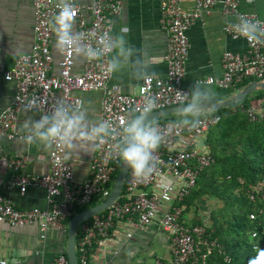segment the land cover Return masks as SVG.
I'll return each mask as SVG.
<instances>
[{
    "label": "built area",
    "instance_id": "2783aa9c",
    "mask_svg": "<svg viewBox=\"0 0 264 264\" xmlns=\"http://www.w3.org/2000/svg\"><path fill=\"white\" fill-rule=\"evenodd\" d=\"M252 3L253 0H245ZM159 12V27L166 37L165 73L163 76L140 79L136 90L122 92L112 83L107 70L110 54L100 60L85 57L79 70L74 68L71 51L58 48L56 72H51L53 51L51 43L54 31L50 21L59 13L58 1L31 0L32 41L29 50L18 54L12 66L1 73L2 79L13 83L10 102L0 110V137H14V122L19 110L25 111L31 100L36 101L39 119L51 114L58 103L75 107L81 101L75 91H98L100 94L99 121L111 124L114 135L103 143L95 142L93 154L88 161L86 177L82 181L73 178L71 164L66 160L62 147L48 148V171L44 174H22L24 162L21 155L4 156L5 166L14 171L11 183L23 192L28 185L40 186L45 191V207L23 209L16 207L8 197L0 194V223L9 226L34 224L38 240L45 241L48 231L63 232L68 220L77 209L93 200L100 202L109 193L122 161L118 159V144L123 121L138 115L146 100L155 98L153 111L173 105L184 104V61L188 39L186 30L202 12L208 13L218 4L224 15L234 16L225 22L223 32L229 39H241L242 50L225 49L220 55L221 71L218 76L207 75L200 82L214 85L219 90L233 95L251 81H264V44H250L239 37L232 28L238 17L264 22L253 12L238 8V0H194L193 10L181 11L179 0H156ZM74 3L76 15L73 31L83 35V43L98 47V37L111 33L112 17L120 12V0H90L86 4ZM87 15V19L85 16ZM95 33V36L91 35ZM240 111L245 119L254 124L264 123V94L254 103L232 108ZM201 123L195 129L176 127V119L160 117L148 120L158 127L164 137L155 152L156 170L146 181H138L127 169L119 194L101 212L80 221L74 230V253L77 264H88L93 246L103 245L112 227L118 223L129 225L124 233L130 239L132 231L155 225L168 239V256L155 257L151 264H217L212 260L216 252L223 264L230 257L223 253L219 243L212 237L210 226L202 222H188L184 217L183 201L196 189L198 179L213 163L210 150L203 141L210 127L220 121V115L204 110ZM115 173V174H114ZM248 202L254 204L246 217L255 221L264 213L257 203L264 202V178L256 180L245 193ZM97 202V203H98ZM96 203V204H97ZM95 205V204H94ZM90 207V206H89ZM247 243L253 252L264 249V234L255 228L246 231ZM40 264H68L65 253H56L48 262ZM101 264H110L103 261Z\"/></svg>",
    "mask_w": 264,
    "mask_h": 264
},
{
    "label": "crops",
    "instance_id": "0c3cea01",
    "mask_svg": "<svg viewBox=\"0 0 264 264\" xmlns=\"http://www.w3.org/2000/svg\"><path fill=\"white\" fill-rule=\"evenodd\" d=\"M58 1V0H55ZM75 3L86 4L90 0H73ZM121 8L118 15L112 17L111 36L121 34V30L126 33V40L136 51L132 57L133 62L137 59L141 65L147 66L149 73H155L161 77L165 73V63L163 55L165 53L166 37L164 31L159 27V12L156 0H120ZM194 0H179L181 11L190 12L193 10ZM238 8L243 11L253 12L258 17L264 19V0H253L248 3L245 0H238ZM87 19V15H84ZM234 20V16L224 15L220 11V6L215 4L208 13L202 12L195 18L186 30L188 39L187 54L184 61L183 86L191 91L194 82L201 81L207 75L218 76L221 71L220 55L227 50H242L244 43L241 39H229L223 32L225 22ZM32 7L31 0H0V110L5 107L12 97L14 87L11 81H5L1 77L3 70L10 68L15 57L29 50L32 41ZM56 34L51 43L53 53V64L51 72H56L57 47ZM111 58V54H110ZM83 56H74V68L79 70ZM141 65H136L140 67ZM112 83L118 85L122 92H130L137 89L140 79L132 75V68H126L121 72L111 73ZM215 94L213 102L224 100L220 90L214 85L203 83ZM74 94L83 101V106L87 109L88 118L99 121L100 94L98 91H75ZM264 94V87L255 88L246 94L247 103H254ZM229 96L227 95L226 98ZM231 112V113H230ZM221 118L218 125L208 130L203 141L206 148L213 151V164L201 176L202 180L209 178V174L215 161H222L226 158L225 153L214 149L218 140V128H224L227 132L243 131L254 137V131H258V136L264 138V123L252 125L249 128L245 125L243 130L240 127V111L230 110ZM178 114L180 112H177ZM32 118L39 120L36 111L19 110L16 113L14 122V137L5 139L0 137V194L8 197L18 208L42 209L45 207V191L40 186L28 185L23 192L18 186L11 183L13 170L7 168L1 159L2 157L21 155L24 162L19 169L22 174H44L48 171L47 152L48 148L40 144H26L23 138L26 135L21 127L23 122ZM247 121V120H246ZM252 129V130H251ZM250 131V133H249ZM253 135V136H252ZM254 138V139H255ZM255 139V140H256ZM260 148L264 145L258 143ZM257 148V147H256ZM259 150V149H258ZM66 160L71 164L73 178L82 181L86 177L87 164L90 160L93 149L68 150L63 148ZM263 151V150H262ZM257 154L258 152H254ZM238 184V183H237ZM237 187H241L238 184ZM214 198L206 196L204 192H199L190 200L189 212L184 211V217L188 222H202L212 227L214 224H222L223 220L219 213L229 209L236 212L237 206L229 207L228 203H222L223 208L212 202ZM211 201V202H208ZM219 203V201H218ZM220 204V203H219ZM225 205V206H224ZM197 208V210H195ZM239 210V209H238ZM218 213V214H217ZM264 219V217H263ZM126 223H116L109 231L106 242L101 246H93L89 253L88 264H101L106 261L110 264H151L155 257H167L168 239L162 232L155 228V225L144 227L139 231H132L130 239L124 233L129 231ZM264 234V224L261 228ZM66 246V229L63 232L48 231L45 241L38 240L37 227L34 224L23 226H9L0 223V264H40L48 262L56 253L64 252Z\"/></svg>",
    "mask_w": 264,
    "mask_h": 264
},
{
    "label": "clouds",
    "instance_id": "9594fccd",
    "mask_svg": "<svg viewBox=\"0 0 264 264\" xmlns=\"http://www.w3.org/2000/svg\"><path fill=\"white\" fill-rule=\"evenodd\" d=\"M59 13L50 21V27L55 32L56 47L61 51H71L77 56L89 60H100L111 54L107 64L110 73L121 72L131 67L136 79L155 78V73H149L146 65H141L139 59L133 62L135 49L125 38L126 33L111 36L107 33L98 37V47L83 43V35L73 31L76 9L73 0H58ZM233 31L246 39L250 44H264V22L252 21L238 17L232 24ZM95 36V33H91ZM136 65H141L136 67ZM215 99L213 91L200 81L194 82L189 93H184V106L180 111V119L176 121L178 128H197L205 107ZM156 107L155 98L146 100L138 115L123 121L121 139L118 144V159L131 169L133 177L138 181L148 180L156 170L155 152L159 149L164 137L158 127L148 122V115ZM37 109L36 101L31 100L25 107L29 112ZM21 127L26 135V144H40L47 148L59 146L68 150L84 149L91 151L95 142L103 143L106 138L114 135L111 124L100 120L93 122L88 118L83 101L75 107L58 103L52 113L43 114L39 120L26 119ZM257 255L249 260V264H264V249H257Z\"/></svg>",
    "mask_w": 264,
    "mask_h": 264
},
{
    "label": "rangeland",
    "instance_id": "374dc122",
    "mask_svg": "<svg viewBox=\"0 0 264 264\" xmlns=\"http://www.w3.org/2000/svg\"><path fill=\"white\" fill-rule=\"evenodd\" d=\"M238 116L240 117V120L237 123H240V127L242 130L245 125L249 126V128H255L252 125H249L250 123L248 124L245 118H243L244 116L242 117V114H237L236 117ZM160 118H171L179 120L181 117L180 113H170L162 115L160 116ZM224 128H218L219 132L217 133V135L219 136L217 139H219V141H213L215 142L214 149L225 153L226 158L222 161H215V165H213L211 169L209 178L203 179L202 182H200L202 183V185L199 191H204L206 196L209 195V197L214 198L212 199V202H215L219 205L217 209L223 208L222 203H228L229 207L237 203L238 210L244 202L241 199L236 200L235 197L239 195L242 199H244L246 191L249 190L251 184L254 182L253 181L252 183H250V178H252V175L254 173L252 168L256 167L254 166L255 162L261 159L264 160V147L260 148V146L258 145V143H260L261 146L262 144L264 145V138L262 136H258L257 139L255 138V136L258 135L257 129L256 131H254V137L250 138L252 133H250V131V134H246L247 132L243 131L238 132L237 130H234V132H227V130ZM255 151L258 153L255 154ZM251 166L253 167L251 168ZM200 183L197 184L196 188L200 185ZM237 183L240 184L241 187H237ZM218 201L220 204L218 203ZM188 202L189 204L186 207V212H189L190 201ZM85 207L82 208L86 209L89 206H87L86 208ZM195 210H197V208ZM232 210L233 209H229L228 211L224 212V214L217 213L223 220L222 224L231 220L234 215L232 213ZM215 225L217 224H214V226ZM218 225L221 226V224ZM225 234L222 233V235ZM226 236L229 235L226 234Z\"/></svg>",
    "mask_w": 264,
    "mask_h": 264
},
{
    "label": "trees",
    "instance_id": "16d2710c",
    "mask_svg": "<svg viewBox=\"0 0 264 264\" xmlns=\"http://www.w3.org/2000/svg\"><path fill=\"white\" fill-rule=\"evenodd\" d=\"M220 92H221L222 98L226 99V96L228 95V93L222 90H220ZM247 104L249 103H247V97L245 96L239 101L231 105H228V106L216 109V110H210V112L219 114L220 121H221V118L225 116L228 111L230 112L232 108H237L240 105L245 106ZM220 121L216 125H218ZM251 124H254V123H251ZM254 125H261V124H254ZM209 130L211 131V127L209 128ZM210 153L213 156V151L211 147H210ZM254 166L256 167L252 168L253 166H251L254 173L252 175V178H250L251 179L250 183H252L253 181L255 182L256 180H259L261 178H264V160L263 159L258 160L257 162H255ZM207 169H209V167ZM201 178L202 177L198 179V184L202 182ZM201 185L202 183H200V185L195 190L191 191L190 194L183 201V203L185 204V208L189 204L188 201H190L193 196H195L199 192L201 193V191H199V189L201 188ZM235 198L236 200L241 199L244 203H242L240 209L236 210L235 213H233V210H232V213L234 215L230 221L226 222L225 227H222L220 225H215V226L212 225V228H211L212 237L216 239V241L219 243L221 249L223 250V253L230 257V262L228 264H249V260L254 258L257 254L251 250L250 245L247 243L246 231L249 228H255L256 230L261 231V228L264 224V219H263L264 213L262 215H258L255 221H252V222L248 221L246 217V213L251 210L254 204L251 202H248L245 195H244V199H242L239 195H237ZM97 202H98L97 200H93L87 206H92L96 204ZM234 205L238 207L237 203H235ZM257 205H260L264 208V202L257 203ZM82 209L83 208H79L77 209V211H81ZM222 233L224 234L226 233L229 236H226V234L222 235ZM212 260L217 264H223L221 260V256L217 254L216 252L214 253L212 257Z\"/></svg>",
    "mask_w": 264,
    "mask_h": 264
},
{
    "label": "water",
    "instance_id": "95a60500",
    "mask_svg": "<svg viewBox=\"0 0 264 264\" xmlns=\"http://www.w3.org/2000/svg\"><path fill=\"white\" fill-rule=\"evenodd\" d=\"M262 87H264V81H261V82L251 81L247 83L244 87H242V89H240L233 95L229 96L228 98L222 101L212 102L211 105H208L205 107V110H215V109H219V108L231 105L239 101L243 97H245L246 94L252 91L253 89L262 88ZM183 106L184 104H179V105H173L170 107H166L160 110L152 111L148 115V120L158 118L162 115L180 112ZM127 169L128 167L124 165L122 162L120 169L112 182L108 195L103 200L98 202L97 204L92 205L86 209H83L75 213L68 220L67 227H66V246H65V251H64L68 264H77L76 259H75V253H74V230H75L76 225L80 221L87 219L90 216L97 214L101 212L102 210H104L111 203V201L116 198V196L119 194L122 188Z\"/></svg>",
    "mask_w": 264,
    "mask_h": 264
}]
</instances>
